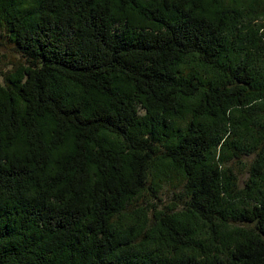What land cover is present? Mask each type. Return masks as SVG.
I'll return each mask as SVG.
<instances>
[{"label":"trees","instance_id":"trees-1","mask_svg":"<svg viewBox=\"0 0 264 264\" xmlns=\"http://www.w3.org/2000/svg\"><path fill=\"white\" fill-rule=\"evenodd\" d=\"M232 1L213 14L206 3L221 0H36L14 15L29 67L0 93V264H264V47L258 26L244 31L256 8ZM192 99V119L176 124ZM229 121L230 160L260 151L253 206L222 196L234 177L213 155ZM156 158L181 171L207 244L168 213L166 245L119 238L115 218L153 191ZM231 221L248 230L225 243Z\"/></svg>","mask_w":264,"mask_h":264},{"label":"rangeland","instance_id":"rangeland-1","mask_svg":"<svg viewBox=\"0 0 264 264\" xmlns=\"http://www.w3.org/2000/svg\"><path fill=\"white\" fill-rule=\"evenodd\" d=\"M140 1L153 3V0ZM35 2L36 0H0V93L2 95L9 91L10 86L15 88L14 83L17 79L25 76L29 67L11 43L9 24L15 14L30 16L29 14L32 13ZM209 2L211 3V0ZM245 3L255 7L259 16L244 31L254 35L252 29H255L254 26H258V35H260L264 47V0H245ZM235 4L232 0H221L217 7L210 5L208 2L206 6L209 13L216 14L222 9L233 8ZM246 22L244 23L246 24ZM260 59L264 61V55ZM187 66L183 67L190 68L192 64ZM195 101V99L186 101V110L181 117L175 120L176 124L187 123L192 119L191 106ZM240 109L232 108L228 113V117L231 116V113H234V116L237 117ZM138 111L140 117H144L147 113L140 104ZM208 123L212 126L215 125L213 120H209ZM247 124L248 122H245V128H251ZM226 125L228 128L227 134L223 136L222 143L216 148L215 155H213V163L217 164L222 172L228 174L231 171L234 177V179L229 178L231 181L225 179L227 185L225 189L227 191L223 189L222 196L233 204L244 202L253 206L256 202L253 198L247 196V184L249 183L250 186L254 187V190L257 189L250 180L252 179V167L260 151L243 155L241 159L233 158L230 160L229 151L224 152L222 145L228 136L233 135L234 129L230 121ZM160 138V146L165 145L167 139L165 137ZM169 138L171 137L169 136ZM109 141L118 147L123 146L120 139L116 140L109 137ZM150 185L153 187V191L146 190L137 197L127 199L120 214L115 218L114 229L118 232L119 238H128L132 245H145L150 248L152 245H166V237L160 228V215L168 213L175 217L181 225L191 224L196 233L195 238L197 237L198 240L207 244L208 229L203 226L202 222L192 217L186 208L187 198L181 171H176L169 161L156 158L151 165ZM247 230L248 228L245 225L231 221L227 226L222 227L224 242L228 243L232 238L238 239V236Z\"/></svg>","mask_w":264,"mask_h":264}]
</instances>
